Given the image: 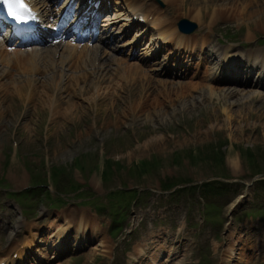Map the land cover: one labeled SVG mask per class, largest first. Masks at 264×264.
I'll use <instances>...</instances> for the list:
<instances>
[{"label": "rangeland", "instance_id": "obj_1", "mask_svg": "<svg viewBox=\"0 0 264 264\" xmlns=\"http://www.w3.org/2000/svg\"><path fill=\"white\" fill-rule=\"evenodd\" d=\"M236 2L213 0L214 4L209 3L211 8L202 10L203 21L206 26L211 24L214 28L212 40L215 44L220 39L226 41L225 44L243 42L245 46L253 47L258 38L264 39V0H259L257 4L247 0L251 12L253 8L262 11L253 20L238 16ZM191 3L192 0H187L182 4L183 9L175 15L170 14L173 11L171 4L164 3L165 7L160 10L177 21L189 19L199 25V31L205 32L203 24L189 13ZM221 4L230 7L232 14L216 11L213 16L212 8ZM257 18L263 22L259 29ZM0 57V72L4 70L8 74L7 78H0V183H4L0 186V205L6 204L1 199L7 193L3 190L6 185L18 193L27 189L22 195L21 205L32 207V216L25 224L30 228V231L26 228L29 235L33 232L55 233L57 227L63 226L65 218L72 219L81 206L88 205L89 208L81 209L94 214L103 234L93 240L94 244L89 242L69 250L59 264H135L140 260L134 258L139 253L136 248L146 235H158L169 224L177 228L191 218L199 225L205 216H208L207 222L198 230H187L186 233L196 235L194 240L202 264H264V244L255 248L253 245L257 239L243 234L240 239L249 244L248 247L240 246L241 249L236 250L237 247L231 245L226 248L224 242L227 238H223L225 228L219 226L232 219L234 225L231 229L237 234L246 224L252 234L264 231V214L260 222L247 214L251 210L264 209V182H256L264 180V123L256 124L254 118L248 119L236 113L241 108L238 104L230 113L233 123L228 122L224 115L218 113L217 116L215 111L221 108L217 100L198 101L194 108L182 109L173 95L156 106V100L164 98L159 93L157 80L137 79L135 74L120 73L115 69L117 66H113V70L110 68L112 71L108 74L114 79L113 88L95 90L92 84L103 80L96 74L98 59L94 61L81 57L75 60L76 65L71 71L63 67L58 59L54 66L57 75L60 73L62 77L60 80L52 70L46 76H39L32 74L27 64L26 68L23 63L18 67L13 63L8 65L4 56ZM131 63L139 65L138 61ZM53 75L55 83L60 81L64 86L52 93L53 99L56 94V105L66 107V96L70 95L71 101L81 106L74 120L53 124L50 109L41 105L45 95L50 101L49 84ZM30 80L37 85H29ZM44 81L46 85L42 83ZM77 81L85 87H69L70 83ZM172 82L177 83L178 80ZM20 86L24 89H19ZM40 86L43 88H38ZM133 100H147L143 106L146 110L147 106L151 107L153 120H144L143 116L134 120L133 115L120 118V112ZM251 103L258 108L264 106V99L255 97ZM160 109L165 113L163 118L155 114ZM59 124L61 127L56 132ZM107 160H110L109 168ZM258 169L262 175L255 176ZM51 170L53 181L49 180ZM220 180L229 184H222L227 187L223 193L231 190L226 197L214 196L204 187L207 182ZM33 184H44L48 189L42 196L43 188L33 191ZM178 184H183L185 190L178 192ZM78 189H81L80 195L76 194ZM114 189L139 191L140 195L122 197L120 192L109 195V191ZM242 194L247 195L245 202L232 208ZM15 198L21 197L12 196L14 203L17 202ZM57 202L62 204L57 205ZM65 202L68 205L64 207ZM211 203L217 205L208 206ZM43 208L45 212L37 222L39 218L35 217V213L39 214ZM96 208H102V211L96 213ZM114 210L119 214L117 219H126L122 226L127 229L120 231L117 237L110 236ZM246 217L251 221L246 222ZM16 223L17 219L13 221V224ZM260 225L263 231L257 230ZM20 236L23 238L27 234L21 232ZM228 241L231 242V239ZM6 245L7 241H2L0 250L7 248ZM47 252L50 253L49 250ZM223 255L228 256L225 262H222ZM52 264L57 263L54 261Z\"/></svg>", "mask_w": 264, "mask_h": 264}, {"label": "bare ground", "instance_id": "obj_2", "mask_svg": "<svg viewBox=\"0 0 264 264\" xmlns=\"http://www.w3.org/2000/svg\"><path fill=\"white\" fill-rule=\"evenodd\" d=\"M34 3V5L37 7L39 11L43 14V17L48 21L51 18L50 14V7L49 3H47L46 0H30ZM164 3H167L168 5L171 4L173 6V12L174 15L182 8V4L186 3L187 0H163ZM237 1V11L238 16L242 19H248L253 20L256 17L262 14V11L254 10L251 12L249 10L250 4L247 2V0H233ZM213 3V0H192V9L189 11L190 14H194V18L201 20L203 24L206 22L203 21L204 17H202V10L203 9H209L212 7L209 6V3ZM259 0H252L253 4H257ZM117 4H120V9L123 11L122 13L118 14L115 18H113L114 22L117 23V21L120 19H132L134 16H138L143 14L145 11L144 4H140L138 0H118L116 2ZM197 3H203L198 5ZM252 6V5H251ZM260 8V7H259ZM213 16H215L216 11H223L228 12L231 15L232 11H230V7L221 4L218 6H214L213 8ZM162 11H159L156 7H153L147 11L148 15L153 16V26H151L156 32H158V35L161 36L160 43L161 45L158 47L160 51H163L166 54V58L164 60V67L159 69L161 64L163 63L162 59L158 58V53L156 56V60L153 62L154 64L151 66L145 67L142 65H135V64H128L127 62H124L122 60H117L116 58L112 57L110 53L107 52H100V48L91 47V49L83 48V49H74L71 50L66 46H60V44L56 45L55 49H44L41 50V48L38 49H29L28 51L22 52L17 45L15 48V45L10 44L13 49V51H9V47L6 46V39L0 38V56L4 55V60L7 62V64L13 63V60L9 57L7 59V56L14 55L15 57H19L26 68V65H30L32 67V74L35 73L39 76H46L48 73V67L53 64H45L48 63V60H42L46 58H53L57 59L58 57L60 59L64 58L67 55L76 56L77 54L83 55L81 53H86L87 59L97 61L98 59V68L96 71V74L100 77H103L102 81H97L92 84V88L95 90L106 87V89H112L114 85V79H112L108 74L110 75V71L113 70V66H117V69L120 73H128L129 75L135 74L138 76L137 79H146V81H150L152 79L157 80V85L160 86L159 93L164 97L162 100H156L155 104L158 106L162 101H166L168 99H171V96H176L177 100L181 104L182 109H190L194 108L198 103V101L204 102L207 101H213L217 100L218 103H220L219 110L215 111L220 113V115H224L226 117V120L228 122H232V115L231 112H234V105H239L241 108L236 110V113L248 117L250 119L251 117L255 119L256 124L264 123V106L256 108L251 103V100L255 97L264 99V76H258L256 79H254L257 82L249 81V79L242 75V65H244L243 56L242 53L239 52H233V47L228 46L220 52L222 48H219L217 50L211 51V41L208 38H205L204 36L194 35V36H186L184 34H180L177 32V29L174 28L173 24L174 22L169 21L170 19L165 18L161 15ZM261 12V13H260ZM264 13V12H263ZM244 14H249L250 16L245 17ZM125 15V17H124ZM227 15V16H230ZM130 21V20H129ZM256 22L257 28L259 29V26L263 25L262 20L259 21L257 18ZM105 24L103 26L108 27L109 21L104 20ZM171 24V26H170ZM209 28L212 27L211 24L208 25ZM201 38V39H200ZM172 46V47H170ZM211 51V56L207 55V53ZM220 52V53H219ZM20 53H27L30 55L31 61L29 62L28 55H21ZM219 53V54H218ZM218 54V55H217ZM240 55L241 58L239 61L234 60L233 58L236 55ZM147 55H153V53L149 52ZM40 56V57H39ZM223 56V60L221 63L217 61L215 62V59ZM213 57H216L215 59ZM247 60L245 61L248 65L249 61H251L250 69L251 72H254L258 68L262 71L264 74V48L260 49L259 51L247 54ZM210 58H213L210 60ZM65 63V59H62ZM171 60L178 64V66L184 67L185 72H183V77H186L190 75L189 82H180L179 75L172 74L170 77H165L168 75L169 71L165 70V67L168 65L165 63L171 62ZM45 61V62H44ZM15 64V63H14ZM17 65L21 64V62L16 63ZM222 64V65H220ZM220 65V66H219ZM72 66V63H71ZM18 67V66H16ZM196 67L197 71L196 73H193V68ZM112 70H111V69ZM43 69V71H42ZM148 69V70H146ZM203 69V71H202ZM180 70V69H179ZM95 71V70H94ZM224 71V74L222 72ZM163 72L164 74H161V77H165L162 79L158 73ZM181 72V70H180ZM249 72V71H248ZM27 73V72H26ZM31 74V73H27ZM155 75V76H154ZM158 75V76H157ZM109 77L107 79L106 77ZM54 75L52 76V83L51 85V94H50V101L49 98L47 99V95L44 93H40V95H45L46 98L41 105L45 106L47 105L50 109V105L52 103V93H54L53 86L56 85L55 91L62 90L64 87L60 81L55 83ZM182 77V78H183ZM0 78L5 79L7 76L4 75V72L0 73ZM178 79L177 83L172 82V80L168 79ZM230 78H235L238 80H232L233 82H237L240 80H245L248 85L244 86V88H240L238 85H225V82L229 80ZM61 79V76H60ZM167 79V80H166ZM199 80V81H198ZM73 81V80H72ZM198 81V82H197ZM60 82V83H59ZM46 85V81L42 82ZM150 83V82H149ZM29 85H37V83L30 80ZM95 85V86H94ZM106 85V86H104ZM74 87V89H83L85 85L82 83L80 84V81H77V83H70L69 87ZM150 86V85H148ZM19 89H24V86H20ZM43 88V86H40L38 88ZM36 88V89H38ZM13 89H16L15 86H13ZM49 89V87L47 88ZM36 91V90H35ZM19 93V91H18ZM196 94V96H193ZM42 98V97H41ZM72 98V97H71ZM70 95L66 96L65 102L66 107L61 108L60 106L53 104L51 105L52 108L51 114V123L55 124L57 121L62 120H74L77 113H79V109H81V106L77 102L71 101ZM149 98V97H148ZM147 100H133L129 102L128 106H125V109H123L120 112V118H126L127 116H134V120L136 119H142L141 117H144V120H153L154 116L152 115L150 111V106H147V110L144 109V102ZM59 103V100H58ZM164 103V102H163ZM152 104V105H153ZM165 104V103H164ZM142 111V112H141ZM159 116L164 117L163 110L160 109L159 111L155 113ZM58 117V118H57ZM257 121V122H256ZM233 123V122H232ZM61 125L59 124L56 132H58V129H60ZM93 128V127H92ZM147 148V147H146ZM79 224L74 227L73 230H71V226H65L64 232L66 233H59L58 236H54L53 240H55V247H63L66 248V245L68 244V241L71 240V243L74 242V247L79 246H85L91 238H97L100 231H98L97 228V220L93 219L90 221L88 214H84L79 212ZM89 223L92 224L91 229L89 230ZM74 224V223H73ZM68 232V233H67ZM74 233V238L69 239V234ZM90 232V233H88ZM156 237V236H155ZM155 237H152L154 239ZM87 239L88 242H85ZM101 246V245H100ZM167 247H160L154 256H152V259H155V262H151V264H158L157 261H160V258H162L164 252L166 251ZM95 250H99V248H95ZM171 249L170 251H172ZM145 252L142 250V254ZM24 254V253H23ZM165 257V256H164ZM163 257V258H164ZM168 262V259L165 261V263ZM150 264V263H149Z\"/></svg>", "mask_w": 264, "mask_h": 264}, {"label": "snow or ice", "instance_id": "obj_3", "mask_svg": "<svg viewBox=\"0 0 264 264\" xmlns=\"http://www.w3.org/2000/svg\"><path fill=\"white\" fill-rule=\"evenodd\" d=\"M0 2L5 4L8 15L18 22H23L22 17L31 16V9L26 5L25 0H0Z\"/></svg>", "mask_w": 264, "mask_h": 264}]
</instances>
